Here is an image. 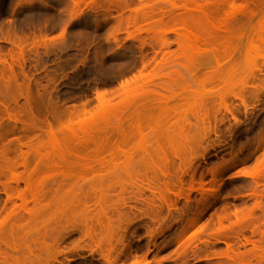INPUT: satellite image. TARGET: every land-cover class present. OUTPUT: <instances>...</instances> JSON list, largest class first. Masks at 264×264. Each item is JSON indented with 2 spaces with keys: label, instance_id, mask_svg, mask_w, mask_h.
Masks as SVG:
<instances>
[{
  "label": "rangeland",
  "instance_id": "rangeland-1",
  "mask_svg": "<svg viewBox=\"0 0 264 264\" xmlns=\"http://www.w3.org/2000/svg\"><path fill=\"white\" fill-rule=\"evenodd\" d=\"M186 3L172 8L168 0H0V58L6 57L11 64L10 56L21 58L17 56V44L25 46L21 67L14 66L11 73L7 65H0V151L10 149L7 157L20 162L15 139L28 144L40 140L48 149L47 154L41 151L47 157L45 166L56 162L72 172L67 178H54L60 187L57 200L50 202L53 205L39 209L30 204L29 215L22 212L23 219L12 223L17 226L24 222V232L46 230L42 233L50 236L47 239L44 234L47 245L52 243V230L47 228H55L56 237L60 232H74L65 237L66 246L62 243L64 254H57L58 248L56 251L50 244L51 248H40L34 262V257L28 259L31 263L26 258L29 264H231L226 258L227 243L242 257V263L264 264V259L253 258L251 244H242L245 240H264V178L245 176L264 158V142L257 145L264 127V8L247 21L238 19L229 33L216 32L209 40L191 41L183 50L177 34L167 32L175 29L168 16L187 13L202 17L200 10L204 8L202 0L198 5L184 6ZM142 14L151 21L141 22ZM161 19L163 23L158 22ZM204 20V25L208 24L205 28L211 31V23ZM4 38L13 40L12 44ZM162 39L167 41L165 48L160 46ZM34 42L40 47L36 48ZM196 65L201 67L195 70ZM184 66H189L188 70ZM140 74L142 78L147 76L149 84L144 86L145 81L137 77L139 80L131 85L133 91L128 97L123 95L120 85ZM24 75L32 80L34 96L49 98L53 106L59 103L60 111L69 109L61 113L60 123L54 127L70 125L80 138H86L82 136L85 129L93 132L98 124L100 133H95V140L106 147L117 145L124 134H119V129L112 131L117 127L114 120L107 126L100 122L101 114L96 116L98 94L107 93L108 99L115 96L112 107H108L122 108L125 99L156 90L158 84L156 88L178 94V99L169 103L176 110L167 116L158 112L161 109L153 111L147 127L131 132L123 153L98 155L91 144L87 160L91 167L83 168L73 156L60 162L58 153L49 149L48 124L32 127L24 112ZM164 94L168 96L169 92ZM12 99H17L16 105L11 102L8 112L20 120L13 124L3 107ZM87 101L89 112L82 113L81 104ZM73 105L84 115H71ZM110 108L106 118L113 111ZM45 111L34 116L51 123V109V114ZM132 122L123 123L127 130ZM113 123L114 128H110ZM13 126L15 134H6ZM79 126L85 131H79ZM66 133L57 134V140L65 141V146L74 145L75 139ZM22 151L27 148L22 147ZM33 157L29 154L32 167ZM96 159L102 164L95 163ZM233 161H237L234 166ZM218 170L220 176L214 178ZM21 172L23 168L18 167L17 173ZM159 172L167 174L168 179ZM179 178L181 187L169 192V185L178 186ZM23 188L21 183L19 189ZM1 192L2 217L5 195ZM255 192L262 194V199L258 200ZM240 214L245 217L243 221L237 219ZM87 229L90 237L84 236ZM17 231L18 242L26 240L23 230ZM26 261L24 264H28ZM235 262L239 260L235 258Z\"/></svg>",
  "mask_w": 264,
  "mask_h": 264
},
{
  "label": "bare ground",
  "instance_id": "bare-ground-1",
  "mask_svg": "<svg viewBox=\"0 0 264 264\" xmlns=\"http://www.w3.org/2000/svg\"><path fill=\"white\" fill-rule=\"evenodd\" d=\"M199 1L200 0H168V3H169V5L172 6V8L173 7L178 8V5L180 4V2L181 3L187 2L184 5V6H186L187 4H191V3L198 5ZM202 1H204V5H203L204 8L202 10H200V14L202 15V17H200L198 15L195 16L192 14H187V13L184 14L183 16H180V17H169L168 16V20H170V22L175 25V29H169L167 32H172V33L177 34L178 39H179L178 44H179L180 48H182L183 50H186L189 47V44L191 41L198 43V42H200V40L201 41L202 40L204 41V39L209 40L212 37V35L216 32H221L223 34L229 33L230 27L238 19L240 20L244 17V19L246 18L245 20L247 21V19L249 20L250 18H253L257 13H259L264 8V0H202ZM214 8L216 11L210 12V10L212 11V9H214ZM207 9H210L209 12ZM139 12H141V11H139ZM139 12H138V14H140ZM142 15H143V17L140 18V21L142 19L141 22L144 21V23H145L148 20L151 21V17H149L147 15L144 16V14H142ZM136 16L138 17L137 14H136ZM139 17H140V15H139ZM203 18L205 19L204 21L209 20V23H211L210 24L212 27L211 31L205 28L208 24L206 26L204 25L206 23H204L202 21ZM137 19H139V18H137ZM137 19H134V20H137ZM134 22H133V24H134ZM158 22L163 23L164 20L161 19ZM245 23H244V25H245ZM128 24L126 25L127 27H128ZM167 32H165V33H167ZM165 33H164V35H165ZM163 36H162V38L164 39L165 37H163ZM61 37H63V36H61ZM4 40H6L7 43L9 42L11 44L13 41V40H10V38H4ZM166 42L167 41L163 40L160 43L161 44L160 46L162 48L167 47ZM61 43H63V40ZM13 44H14V42H13ZM20 44L21 43L17 44V46L15 45L17 47V49H19L18 52H20V53L17 56L19 58L21 57L20 59H15V57L13 59V57L10 56L11 55L10 54L9 59L11 60V64L10 63L8 64V62H7L8 59L7 60L5 59L6 57H4L3 59L0 58V65L1 64L2 65L5 64V66L7 65L8 66L7 68L9 69V71L11 73H13L14 66L19 67L21 65L20 62L23 63V61H24L25 46L19 47ZM37 44H38V42H37ZM35 45L36 44L34 42V46ZM35 47L38 48V47H40V45H38V46L36 45ZM36 48H35V50H36ZM212 48H213V50H216L215 45H212ZM36 52H37V50H36ZM166 53H164V54H166ZM166 55H169V53H167ZM21 59H23V60H21ZM166 61L167 60H164V63ZM14 62L18 63L19 65L18 64L14 65ZM188 67L184 66V68L186 70H188ZM199 67H201V66L196 65L193 68L196 70ZM143 68H145V66ZM23 73H25V72H23ZM24 76H25L24 77V83L26 82L25 83L26 86L23 85L24 86L23 88L25 89L24 94H23L24 97L23 96H21V97H23L25 100L24 105L26 106L25 107L26 109H24L25 110L24 112H26L25 114H26L27 118H29L32 121V123H31L32 127L39 128V123L48 124V129H49L48 136L50 139V141L48 142L49 143V149H51L52 152L58 153L57 159H59V161L61 160L60 162L65 163L66 156H73L76 159V164H79L83 168L89 169V167H91L87 163V160L89 158L88 154L92 151L89 147V146H91V144L94 145V147H95L93 149V151L98 155H100L103 152H109L110 154H112L113 152L123 153L125 151V147L128 146V142L130 141L129 139L131 138V132L132 131L141 132L143 126L147 127L149 120H151V118L154 117L153 111H155L157 109H161V110H159V111L157 110V111L160 114L167 116L170 111L174 112L176 110V107L170 106L169 103H171V102L173 103L174 100H176L178 94L171 92L172 90L164 92V89L162 87L161 88L159 87L160 89L163 90L164 93L169 92L168 96L167 95L165 96L164 93H160L159 88H156L159 86L158 84L156 85V87H154L156 90L151 89V91H149V93L147 91V92H143L141 95H138V96L136 95L135 97H132L131 99H128V100L125 99L124 100L125 103H123L124 105L122 108H118V107L110 108V107H112V105H111L112 98L115 96H113L112 98H111V96H109V99H108L105 96L107 93L104 92L105 95H103L99 91L100 94H98V97L96 96V101L98 102L97 107H99V109L96 113V116L98 114H101L102 120H100V122L102 121V123H104L105 125L109 124V122H110V125H111V121L114 120V123L117 124L116 125L117 127H115L116 129L115 130L112 129V131H114V132L118 129H119V131L121 130L123 132L122 126H124L127 122H128L127 124H129V122H131V121H133V122H132V124L130 123L129 126L131 127V125H133V128L129 127V130H127L124 126L125 132L122 133V132L118 131L119 134H124L123 137L121 136V138H122L121 141H119V143H117V145L114 144L115 146H113L112 144H108L109 146L106 147V146L102 145L103 143H100V145H99V142H96L97 139L95 140V138H96L95 133L96 134L100 133V130H98V127H97L98 124H96L94 127L95 129H93L94 134H93V132H91V130H89L90 132H88L87 131L88 129H85L86 132H83V130H84V129H82L83 127L79 126V131L82 130V132H83L82 136L86 137V138H83L81 136L83 139L80 138V136L76 133V131L70 125L69 126L65 125V127L61 126L62 129L67 132L66 134L69 137H72V139H75V141L73 142V143H75L74 145L65 146L66 145L65 141L59 140V139L57 140V138H58L57 134H59V133L64 134V131L61 128L54 127L53 124L60 123V120H61L60 118L63 116V114L61 116V113H63V112H64V114H65V112L68 113L67 111L69 109H67L65 111H63L64 110L63 109L62 111H60L58 106H57L59 103L57 104V102H56L57 105L54 104V106H53V104H51L52 102L49 98L48 99L50 101L48 99H45L44 97H42L39 94H38V96L36 94L37 97L34 96L33 93L35 91L33 92L32 90H34L35 88L31 89V87H32L31 81L32 80L28 76H26V75H24ZM143 76H145V75H143ZM137 77L139 79L141 78L140 80L145 81V78L147 76H145L143 78H142V75L141 76H134V78H135L134 80H133V78H131L132 82H130L131 80H125V82L122 83L123 86L120 85V87H123L122 89L121 88L120 89L123 90L124 92L121 91V93L120 92L119 93L122 95V92H123V95H126L128 97V94H130L131 91H133V90H131V85L133 83L135 84L137 82V81H135L136 79L139 80ZM150 81L151 80H149V82ZM141 82H143V81H141ZM145 83H148V80H147V82L145 81L143 83L144 86H145ZM148 84H146V85H148ZM25 91H26V93H25ZM110 94H111V92H110ZM112 94H113V91H112ZM113 95H117V94H113ZM39 96H41V97H39ZM43 98L47 101H45ZM16 100L14 101V99H12V101H9V102L6 101V102H4L5 104L3 105L4 110L7 113V120L10 121L12 124L16 123L18 121L20 122V120L17 119V117L15 115H12L8 112L11 102H15V105H16ZM88 103L89 102L87 101V103H82L83 105L81 104L82 110H80V111H82V113L89 112V110L87 111L86 110L87 108H85ZM146 103H148L149 105L145 106V105H147ZM108 106H110V107H108ZM131 106L135 111H132ZM47 108L51 109V112H52V115H51L52 122L51 123H50V121L49 122L46 121L47 118H45V122H44V120L42 122L40 118H38V117L36 118L34 116L35 112L42 113V110H44V109L47 110L45 112H49ZM72 108H73V111H71L72 109L70 110L71 115H73L74 113L76 114L77 112L79 113L78 110L75 111L76 105H73ZM109 108L113 109L114 113L111 110L112 113L109 114V116L107 114V118H106L105 112L107 111V113H108L110 111ZM127 108H129V109H127ZM126 110H128V112ZM124 111H126L128 114L130 111H132V112H130V114L128 115ZM78 113H77V115H79V114L84 115L82 113H79V114ZM110 115H112V116H110ZM130 115L132 118L129 117ZM133 115H134V117H133ZM159 115H157V117L162 116V115H160V116ZM110 117H112V119H110ZM128 117H129V119H128ZM133 118L135 119V121ZM38 119H39V121H38ZM91 120H92V117H91ZM204 120H207V118H203V121ZM114 123L112 124V126L115 125ZM123 123H125V124H123ZM134 123H135V125H134ZM145 123H147V126ZM14 125H16V124H14ZM110 125H109V127H110ZM13 127H10L11 129L6 131V134H11V135L15 134L14 133V132H16L15 127L14 128ZM96 128L98 131L96 130ZM110 128H114V126L110 127ZM214 131H216V130H214ZM207 132H209V131H207ZM90 134H92V135H90ZM206 134H204V136H206ZM20 139H15V140H17V143H18L17 150L20 152V154L18 156L20 159V162H17L15 159H9L7 157L9 152H11L10 149L6 148V149L0 151V179L1 178L5 179L4 182H2L0 180V188H2L0 190L2 191L1 193H3L5 195V201H4V204L2 206V211L4 212V215L2 217L0 216V264H21V262H22V261L20 262L21 259L22 260L25 259V261H26V258H27V261H29L30 260L29 258L34 257L35 255L37 256V257L36 256L35 257L38 258L39 254H40V252H39L40 248L43 251V249L50 247V246H48L50 244H52L51 247L53 245L56 247V251L58 248L59 251L56 252L57 254H62V253L64 254V251L66 250L65 246L67 244L65 245L63 243V241H64L65 237H67L69 234H71L70 232H72V231L60 232V230L57 229V230H59L58 232H60V233H58V235L56 237V236H53V234H55V232H56L55 231L53 233V230H55V228H53V229L51 228L50 230L47 228L48 231L52 230V233L50 232V234H52L51 235V237H52L51 242L52 243L47 245V244H45L46 241L44 240V234L45 233L44 234L42 233L43 230L42 231L40 230L41 233L39 230H33V231H35V233H34V235L31 236L30 234L33 232L32 229H30V232H28V231L24 232V229H23L24 227L22 225V224H24V222H21L17 226L13 225L17 221L19 222V219L20 220L23 219L24 215H22V212L25 213L26 215H29L30 209H28V207L30 206V204H32L34 207L38 206L39 209H44L47 206H50V204L53 205L54 203L52 204L50 202H55V200H57L56 196L58 195V190L60 187L58 185V183H55L56 181L55 182L53 181L54 178L56 176H61L62 178H65V177L67 178V176L72 173L71 170L67 171V170L61 169L58 166L59 164L58 163L56 164L55 161H54L55 162L54 164H51L52 166H50V167L45 166L44 162L47 160V157L43 156L41 154V151H44L47 154L48 149L45 146L44 142L37 140L35 143L28 144L26 142L23 143L22 140L20 141ZM259 139H261V140H259ZM259 139H258L259 142L257 144L258 146H259V144L261 145L262 142H264L263 141L264 140V127L261 130V138H259ZM61 142H62V144H61ZM100 142H102V141H100ZM63 143L65 145H63ZM110 145H112V146L110 147ZM22 147H26L27 151L23 152ZM260 147H258V148H260ZM210 148H211V146H210ZM29 154L34 155V157L32 158V159H34L33 161H35V162H33L34 163L33 167L30 166L29 165L30 163L28 162L29 161ZM262 160L263 161L256 162V164L258 163V165L257 166L255 165L254 168H257V169L254 172H252L250 174L247 173L245 176L250 177V178H254L256 180H257V178L262 180L261 178L262 177L264 178V158ZM236 162L233 161L231 163V165L234 166L236 164ZM95 163L100 164V165L102 164L100 159H96ZM180 163L184 164V161L180 160ZM42 164H44V165H42ZM18 167H22L23 172L18 174L17 173ZM159 174H161L164 178L168 179L167 178L168 175L165 174L164 172H159ZM183 174H185V173L183 172ZM213 176H214V178L219 177L220 176L219 170L216 171L213 174ZM259 177H261V178H259ZM156 179H158V177H156ZM258 182H259V180H258ZM21 183L24 185L23 189H19ZM256 183H257V181H256ZM178 184H179L178 186H176V184H171V186L168 184L170 187L169 192L173 193L176 189H178L176 187H179V188L181 187L180 185L182 183H181L180 178L178 180ZM48 186H49V188H48ZM163 187L167 188L165 185ZM155 188H157V187H155ZM162 188H159V189L162 190ZM201 188H202V184H201ZM190 189L192 190V187ZM147 190H149V189H147ZM151 190H153V189L151 188ZM156 191H154V192H156ZM165 191H164V193H165ZM150 192H152V191H150ZM154 192H152V193H154ZM169 192H167V194H169ZM49 193H51V195H50L51 197L49 196V200H48L47 198H48ZM152 193H151V195H152ZM158 194L160 195L161 193H158ZM255 195L258 198V200L262 199V196H263L262 194H258V193L256 194V192H255ZM173 196H175V195H173ZM139 198H141V196H139ZM160 198H162V197H160ZM168 198H170V197H168ZM162 199H165V198L163 197ZM135 200L137 201V198ZM16 201H19L20 204H17ZM165 201H166V199H165ZM8 204H10L9 208H7ZM237 217L236 218L238 220H242V221H243V218H245L243 214L241 216L238 215ZM14 220L16 221L15 223H14ZM17 229L23 230L22 234H23L24 238L26 239V240H24L22 238L24 241L20 239L22 241L20 243L17 240V238L19 237V236L17 237V234H18V233H16V232H18ZM45 231H43V232H45ZM73 231H75V229ZM72 233H74V232H72ZM45 236L47 237V234H45ZM84 236L90 237V232L88 229L85 230ZM84 236H83V238H84ZM48 237H50V236H48ZM48 237H47V239H48ZM262 238H264V237H262ZM48 241H50V239ZM48 241H47V243H49ZM62 243L65 245L64 247H62L63 246ZM242 244H243V246H245L247 244H251L252 248L250 250L252 252L251 254L254 256L253 258H255V259L258 258L259 260L264 259V256H263L264 255V240H261V241L245 240L244 243H242ZM75 247H76V245H75ZM75 247H73L72 249H74ZM227 247H228V251H229L228 253L229 254L226 252V258L231 259V261H232L231 264H233V262H235V258H236V260L237 259L239 260L240 264H244V262L242 263L243 259H240L242 257H239V255H237L236 253L233 252L234 251L233 246L230 245L229 243H227ZM34 248H36V249H34ZM72 252H74V251H72ZM72 252L70 251V253H72ZM36 253H38V254H36ZM67 253H69V252H67ZM35 257L32 258L33 262L36 259ZM67 260L73 261L74 259L72 258V259H67ZM240 260H241V262H240ZM25 261H23L22 264H24ZM237 262H235L234 264H236ZM239 263H237V264H239ZM59 264H61V262Z\"/></svg>",
  "mask_w": 264,
  "mask_h": 264
}]
</instances>
